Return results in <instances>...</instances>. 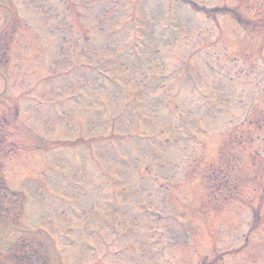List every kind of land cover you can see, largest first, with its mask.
I'll return each mask as SVG.
<instances>
[{"label":"rangeland","instance_id":"374dc122","mask_svg":"<svg viewBox=\"0 0 264 264\" xmlns=\"http://www.w3.org/2000/svg\"><path fill=\"white\" fill-rule=\"evenodd\" d=\"M186 1L264 11V0ZM11 3L21 33L0 73L12 93L0 98L18 102L24 128L15 122L7 138L23 147L2 171L31 219L15 230L0 217V251L23 236L27 251L44 252L33 234L47 219L50 235L66 234L51 236L56 264H264V40L168 0ZM107 26L117 48L100 60L94 43ZM151 79L155 93H131L130 80ZM0 264L12 263L0 254Z\"/></svg>","mask_w":264,"mask_h":264},{"label":"trees","instance_id":"16d2710c","mask_svg":"<svg viewBox=\"0 0 264 264\" xmlns=\"http://www.w3.org/2000/svg\"><path fill=\"white\" fill-rule=\"evenodd\" d=\"M4 132H3V128H0V143H1V141H2V139H3V134ZM3 188V189H2ZM0 189H2L1 191H3L4 192V187H3V185H2V181L0 180ZM5 198H7V197H5ZM19 205L20 204V202L17 200V201H15L14 202V205ZM13 206V205H12ZM20 207V206H19Z\"/></svg>","mask_w":264,"mask_h":264}]
</instances>
